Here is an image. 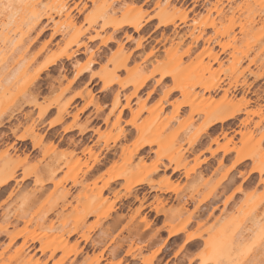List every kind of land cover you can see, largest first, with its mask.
I'll list each match as a JSON object with an SVG mask.
<instances>
[{
	"label": "rangeland",
	"instance_id": "1",
	"mask_svg": "<svg viewBox=\"0 0 264 264\" xmlns=\"http://www.w3.org/2000/svg\"><path fill=\"white\" fill-rule=\"evenodd\" d=\"M167 1L178 26L158 24L165 0H0V264L22 246L41 264H264V0ZM128 12L143 31L114 30ZM223 99L235 117L192 143ZM141 226L185 237L143 253Z\"/></svg>",
	"mask_w": 264,
	"mask_h": 264
},
{
	"label": "bare ground",
	"instance_id": "2",
	"mask_svg": "<svg viewBox=\"0 0 264 264\" xmlns=\"http://www.w3.org/2000/svg\"><path fill=\"white\" fill-rule=\"evenodd\" d=\"M166 2V6H164V8L162 9V11H161V13H159V14H157L155 17H157L158 19V24L159 25H161V26H164V27H168V26H172V27H174L175 25H176V22L174 21V19H172V18H169L168 17V15H166L167 14V10L166 9H168V6H170L169 5V3L170 2H168L167 0H165ZM130 13V14H129ZM101 18H106L108 21H107V23H110V22H112L113 20H111L112 18H110L108 15H106V13H102L101 14ZM37 22L39 21V17H36V19H35ZM37 22H35V24H37ZM144 22H145V20H144ZM34 24V25H35ZM157 24V25H158ZM33 25V26H34ZM106 24L104 23L103 25H102V27H104ZM176 26H178V25H176ZM125 27H131L135 32H141V31H143L144 30V27H146L145 26V24H143L142 22H141V20L139 19V17H135V14H134V16H132L131 15V12H128V14L124 17V19L122 20V21H118L115 25H114V30L115 31H122V30H124L125 29ZM146 29V28H145ZM192 34V33H191ZM190 34V35H191ZM194 36V35H193ZM201 37H203L202 36V31L198 34V35H196L193 39L196 41V40H198V39H200ZM127 38H129V36L127 37ZM131 38V37H130ZM141 38V37H140ZM191 38V39H192ZM181 39V38H180ZM205 40V39H204ZM140 44V42L138 43V45ZM177 44H178V42H177ZM191 46V45H190ZM188 47V48H186V50L185 51H183V53H182V55L183 54H186V55H188L189 53H190V51H191V47ZM178 48V47H177ZM206 49V48H205ZM150 54H151V52H150ZM63 55H65L66 57H69V56H71V54H68V53H63ZM181 55V56H182ZM61 57V55H57V56H55V57H50V58H48L44 63H43V66H41L39 69H38V71H37V74L38 73H40L41 71H43V70H45V69H47L49 66H51V65H55V63L59 60V58ZM212 59H214V58H212ZM167 73H169V72H166V74ZM165 74V73H164ZM164 74H162V75H164ZM109 76V77H108ZM165 76H167V75H165ZM149 77V76H148ZM147 76L146 77H144L143 78V80H141L139 83H135L134 85H135V91H134V93L133 94H135L136 93V91L137 90H139L140 88H142V86L144 85V82L146 81L145 80V78H148ZM110 75L109 74H104L103 75V77H101L100 79L101 80H103V82H104V87H108V86H110V82H112L111 80H110ZM109 80H110V82H109ZM218 83V82H217ZM217 83H210V84H207L206 86H205V90H207V91H212V90H215V89H218L219 88V84H217ZM180 88V87H179ZM221 88V87H220ZM177 89V88H176ZM180 89H182V88H180ZM226 89V88H225ZM229 90V89H228ZM171 91V90H170ZM183 92V91H182ZM225 93H226V91H225ZM133 96V95H132ZM223 96H226V95H223ZM222 96V97H223ZM130 98H131V96H130ZM227 98V97H226ZM224 99H225V97H224ZM223 99V101L225 102V100ZM232 99V98H231ZM228 99H226V102H228V103H226L225 102V105H227V106H229V108H231V106H233V104L231 105L230 103H231V101L230 100H228ZM241 100H242V98H241ZM223 101H220V102H223ZM246 102L247 103V100L245 101V100H242V102ZM190 101L189 100H184V101H182L180 104L182 105V104H187V103H189ZM214 101H212V104L211 105H214V103H213ZM224 102H223V105H220V106H218L217 105V103H215V106L217 105L218 107H211V109L208 111V113L206 114V121L204 122L205 124L201 127V128H199L196 132H195V134L193 135V138H191L192 139V141H191V139H190V141L192 142V143H194L196 140H198L204 133H206V131H207V129L208 128H210L211 126H214V125H216V124H221V123H225L226 121H228V120H230V119H232L233 117H235V115L237 114V112H238V110L237 109H235V107L233 106L232 107V109L231 110H226V109H228L227 108V106H226V109H225V106H224ZM241 102V101H240ZM179 104V105H180ZM235 104V103H234ZM245 104V103H244ZM241 106V105H240ZM224 107V108H223ZM234 108V109H233ZM239 108V107H238ZM47 109H45V111H46ZM44 111V112H45ZM241 122H242V120H241ZM56 123H59V121L58 120H53V121H51L50 122V125H53V124H56ZM243 124H244V122H243ZM69 128L68 127H66V128H64V130H68ZM84 132V130H81V133H83ZM225 133V132H224ZM223 133V134H224ZM264 136H262V138H263ZM249 138V137H248ZM261 138V139H262ZM20 139H23L22 137H20ZM250 139H252V138H250ZM241 140V143L244 145H242V147H237V148H235V153H236V160H235V164H238V163H240V162H242L246 157H247V154H243V147L245 148L246 146L245 145H247V143L245 144V142L243 143V141H244V138L243 139H240ZM246 140H247V138H246ZM245 140V141H246ZM249 140V139H248ZM247 140V141H248ZM146 141V140H145ZM144 140H142V142H140V144L138 145V147L137 148H141L143 145H145L146 143H147V141L145 142ZM149 141V140H148ZM150 142H152V141H149V143ZM259 142V141H258ZM251 143H252V141H251ZM249 144V143H248ZM147 145H148V143H147ZM252 144H250V146H251ZM249 146V145H248ZM254 148V147H253ZM234 150V149H233ZM212 152V151H211ZM257 153V151H254V153H253V155H255ZM248 155H250L249 153H248ZM260 156H261V154H260ZM261 157H263L264 158V154L262 153V156ZM260 157V159L261 160H263V158H261ZM9 162V161H8ZM7 164H5V165H3V167L0 169V186L2 187V186H4V185H8V183L14 178V171L12 170V169H9L8 168V166H6ZM95 169V168H94ZM91 172V171H90ZM144 182H147V183H151L150 181H147L145 178H140V179H136V180H132V181H130V184L128 185V188L129 189H132L134 186H136V185H138V184H141V183H144ZM166 188H169L168 186L166 187ZM7 226L5 225L4 227H2V228H6ZM181 229H183V228H178V229H172V231H170V234H176V233H178L179 231H181ZM73 232H75V231H73ZM72 232V233H73ZM71 233V234H72ZM11 237V239L13 240L14 239V237H15V235H13V237H12V235H10ZM11 240V241H12ZM24 245V244H23ZM26 245V244H25ZM24 245V246H25ZM215 246H213V247H211V251L213 250L212 248H214ZM29 249V248H28ZM22 250H24L23 249V246H22V248L21 249H17L16 250V252L14 253V255H13V258L16 260V264H41L38 260L37 261H33L32 259H30V257H26V255H23V251ZM213 252V251H212ZM210 254V253H209ZM209 254H207V258H205L207 261L209 260L208 259V255ZM211 255V254H210ZM216 257V256H215ZM209 258H214V257H210L209 256ZM214 261H215V258L213 259Z\"/></svg>",
	"mask_w": 264,
	"mask_h": 264
},
{
	"label": "crops",
	"instance_id": "3",
	"mask_svg": "<svg viewBox=\"0 0 264 264\" xmlns=\"http://www.w3.org/2000/svg\"><path fill=\"white\" fill-rule=\"evenodd\" d=\"M93 121H96L93 119ZM70 122V119L67 120L65 123L60 124V129H62L66 124H68ZM98 126V124H96L94 127H91L89 129H87L85 132L80 133L79 129L77 127H73L72 129L64 132V141H67L68 138L70 137H74L75 139H78V141L81 142H85V141H94V138L96 137V133L95 128ZM94 137V138H93ZM17 143H21L22 141L18 140L16 141ZM99 172L96 169H92L91 172L88 173L87 178L92 179L93 177H95ZM173 171L170 169L169 170V174L167 175H173ZM33 180V179H32ZM118 181H113L111 183V185H113L114 183H117ZM158 194L160 195H164V196H169L170 198V202H173V204H175L176 202V196L173 192L170 191H166V192H160L157 191ZM169 205V203H168ZM150 213V209L149 207L145 208L142 211V214H149ZM162 218V217H161ZM153 219V218H150ZM179 237L181 240L184 239V234H175V235H167L165 233V235H163L161 232L159 234H157L156 236H152L151 234L148 233V231L146 232H142V226L140 227V229L138 230V233L134 235L133 240L135 242H137L138 244L142 245L143 250L142 252L145 253L147 251H151L152 249H154L157 244L163 242L164 240L168 239L169 242L174 240L175 238ZM130 240H132V238H130ZM192 243V241H189L187 243V245H190ZM168 245L166 246L165 249L161 250L160 254H163L166 252Z\"/></svg>",
	"mask_w": 264,
	"mask_h": 264
}]
</instances>
